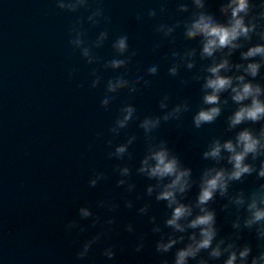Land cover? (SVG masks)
<instances>
[{
	"label": "clouds",
	"instance_id": "clouds-1",
	"mask_svg": "<svg viewBox=\"0 0 264 264\" xmlns=\"http://www.w3.org/2000/svg\"><path fill=\"white\" fill-rule=\"evenodd\" d=\"M192 3L198 11H193L190 17L177 21L173 25L160 24L156 31L162 33L164 37H172L171 43H175L173 34L182 26L185 39L200 38V60H212L210 64H201L199 71L193 76V79L197 81L203 80L201 85L202 104L206 106L201 107L194 114V126L201 128L205 124L214 123L221 116L224 105H227L230 100L237 107L227 117L226 133L232 132L242 124H259L260 127L257 130V128L246 126L236 131L233 137L226 139L215 137L209 142L203 152V159L214 161L215 164L203 169L198 181L199 191L195 201L191 202L186 197L194 184L197 183L193 178L192 168L185 165L180 156L169 147L166 139H158L152 135L162 122L173 119L179 120L182 113L191 109V105L187 101L178 103L170 110L163 111L162 115H148L140 120L139 127L144 130L147 147L135 171L138 175L155 181L147 185L146 194L149 197L154 195L156 201L166 202V207L170 210L163 227L157 225L152 228L153 233H162L161 238L156 243L157 252L167 253L177 244H184V246L176 249L173 264H189L190 259L196 260L197 264H209V260L220 258L225 252H228L229 255L224 264H237L238 258L239 264H248L250 256L252 257L251 264H259L261 260H264V207L260 206L264 204V183H260L258 189L251 193V202L247 205L249 215L244 220V226L250 230L254 226H258L255 229L256 238L259 241L257 247L261 249L258 255H252L253 246L251 243H246L238 251L235 242L222 248L223 239L213 246L218 232L216 227L217 216L215 210L209 208L208 205L215 201L217 194L220 197L228 195L230 182L242 181L246 174L251 175L256 171L254 163L246 162L249 156H251L252 161L264 157V84L254 82L260 74L262 63H264V24H261L264 22V5L259 6L262 8L261 11L255 12L254 9L258 5L253 3V0H228L227 3H222L220 7V12L227 17V21L222 23L212 13L205 10L204 0H192ZM88 6L89 0H57V7L71 12ZM161 11H164L163 7H161ZM178 11L189 12V5L183 2L179 3ZM148 15L155 17L157 12L152 9ZM101 17L110 22L108 17H104L103 9L98 7L88 16V21L93 25H98ZM137 19L139 20L141 17L138 15ZM258 25H260L259 28ZM72 32L75 35L70 43L80 50L81 55L89 64L97 62L100 58L93 52V48L102 47L109 38V33L101 31L96 40L90 43L84 38L86 31L74 26ZM254 36L259 42L240 53L242 60H249L250 62L246 66L242 63L233 65L229 57L235 50L244 47V43L251 42ZM112 48L115 50V56L108 60L104 67L113 70L122 68L127 70L129 63L136 55L135 51H129V37L120 35L112 43ZM225 49L228 52L217 60L216 54L218 52L223 53ZM171 55L175 62L168 71L173 76L179 74L181 67L191 70L197 65V49L194 47L186 49L183 54L173 51ZM255 57H260V60L252 59ZM233 67L237 73L243 69V74H228L232 72ZM158 69V65L148 67L147 75L157 76ZM92 75L95 76L92 81V87L95 88L100 84L102 77L97 75L95 69ZM246 75L253 79L246 80ZM141 84L148 86L150 81L146 80L144 76H137L135 80L130 81L125 78V75H117L107 81L106 92L119 93L121 89H128L130 94L136 93L138 91L137 85ZM224 93H228V96H223ZM116 98L115 95H105L101 102L102 106L107 108ZM160 108L162 110L169 109V96L167 94L160 100ZM136 113L137 109L134 104L123 105L120 108L119 116L110 129L111 132L119 135L121 129L127 128L130 121L138 118ZM135 140V135L129 136L126 142L116 145L114 151L109 152V158L123 160L126 154L131 157L129 147ZM111 143L110 140L109 144ZM224 152L228 154L227 157L222 155ZM224 159L232 166L231 170L226 167L215 166ZM116 170L120 176L117 185H127V191H133L136 185L131 182L132 168L128 164H117ZM261 177H264V159H260V171L257 178ZM104 179H107L104 172H96L89 183L91 186H96L99 181ZM139 198L138 196L137 199ZM234 203L238 206L243 205L245 203L243 194L235 197ZM98 206L115 210L119 204L111 200H101L98 202ZM126 206L131 208L133 201L128 200ZM148 210L149 204H145L139 209V212L146 214ZM78 212L81 219L92 217L94 226L96 224L112 225L114 223V218L102 221L101 217L95 214L90 206H81ZM151 221L155 225L156 217L152 216ZM67 227L69 229L79 227V223L76 220H70ZM164 227L171 229V231L164 232ZM233 227L239 228V222L237 221ZM197 229L198 233L196 231L189 233V230ZM80 230L81 232L84 231L83 228ZM108 230L110 229L98 232L83 241L82 249L77 253V257H86L92 246L100 241ZM127 230L131 232L134 231V228L129 224ZM165 236L168 237L167 242L164 241ZM143 240L144 237L141 236V242L136 245L137 252L144 247ZM80 242V240L77 241V243ZM202 252H207L208 259L201 256ZM103 254L109 260L114 259L116 256L114 246L106 247ZM149 264H155V261H149ZM164 264H168L167 260Z\"/></svg>",
	"mask_w": 264,
	"mask_h": 264
},
{
	"label": "water",
	"instance_id": "water-1",
	"mask_svg": "<svg viewBox=\"0 0 264 264\" xmlns=\"http://www.w3.org/2000/svg\"><path fill=\"white\" fill-rule=\"evenodd\" d=\"M181 2L189 5V12L178 11V4ZM227 2L228 0H204L205 10L212 13L218 21L225 23L227 17L220 12V7L222 3ZM253 3L258 5L254 9L255 12L262 10L259 6L264 5V0H253ZM161 7L164 8V11H161ZM152 9H155L157 12L155 17L148 15ZM193 11L198 10L195 8L192 0H125V35L129 37V51L136 52L127 70H125V78L132 81L137 76H144L146 80L150 81L148 86H144L143 84L137 85L138 91L136 93L130 94L128 89H125L126 104L131 103L135 105L137 109L136 116L138 117L130 121L126 128V141L129 136H136V140L129 147L131 157L126 154L127 164L132 168L131 182L136 185L133 191H127L128 200L133 201V206L128 208V225L131 224L134 228V231H128L130 264H149V261H155V264H164L165 260H167L168 264H173L176 249L184 246V244H177L167 253H160L156 250V243L161 238L162 233H153L152 228L157 225L163 227L167 215L170 214V210L167 209L166 202L156 201L154 195L149 197L146 194L147 185L155 181L138 175L135 171L147 147L144 130L139 127L140 120L148 115H162L163 111H168L176 104L184 101H187L191 105V109L182 113L179 120L173 119L162 122L161 126L152 133L158 139H166L169 147L180 156L185 165L192 168L193 178L197 183L194 184L186 197L191 202L195 201L199 191L198 181L203 169L215 164L214 161L203 159V152L206 150L209 142L215 137H223L225 139L233 137L236 131L246 126L257 128V130L260 127L259 124H242L232 132L226 133L227 117L237 107L230 100L227 105H224L221 116L214 123L205 124L201 128L194 126V114L201 107L206 106L202 104L203 92L201 85L203 80L197 81L193 79V76L199 71L201 64H210L212 60H200V38L197 37L194 40L185 39L182 26L173 34L175 43H171L172 37H164L162 33L156 31V28L160 24L173 25L177 21L190 17ZM138 15L141 17L139 20L137 19ZM261 24H264V22H261ZM259 27L260 25H258ZM257 42L259 41L254 36L251 42H246L244 43V47L235 50L229 57L232 64L242 63L246 66L250 61L242 60L240 53L246 51L249 46ZM193 47L197 49L196 67L191 70L181 67L178 75H171L168 70L175 62L172 59L171 53L176 51L183 54L186 49ZM227 52V49L223 53L218 52L216 54L217 60L222 58ZM252 59L259 61L260 57ZM152 65L159 66L158 75L155 77L147 75V69ZM228 74H243V69H240L237 73V70L233 67L232 72ZM252 79L251 76L246 75V80ZM254 82L264 84V63H262L260 74L255 78ZM165 94L169 96V109L162 110L160 108V100L163 99ZM223 96H228V93H224ZM222 155L227 157L228 154L224 152ZM260 159H264V157ZM260 159L252 161L251 156H249L246 162L254 163L256 171L251 175L246 174L242 181L230 182L228 195L220 197L217 194L215 201L209 203L208 207L214 209L217 216L216 227L218 232L213 246L223 239L224 244L221 245L222 248L227 247L229 243L235 242L236 250L238 251L246 243H251L253 246L252 255L259 254L261 249L257 247L259 241L256 238L255 232L258 226H254L250 230L244 226V220L249 215L247 205L251 202V193L258 189L260 183H264V177L257 178L260 171ZM215 166L226 167L228 170H231L232 167L227 163L226 159L220 161ZM240 194H243L245 203L238 206L234 203V199ZM138 196L140 197L139 199H137ZM145 204H149L148 212L146 214L140 213L139 209ZM225 205H227V208H225ZM260 206L264 207V204ZM152 216L156 217L155 225L151 221ZM237 221L240 225L239 228L233 227ZM163 231L170 232L171 229L164 227ZM191 231L198 233V229L189 230V233ZM141 236L144 237V247L137 252L136 245L141 242ZM167 238V236L164 237L165 242H167ZM228 255L229 253L225 252L220 258L209 260V264H224ZM201 256L208 259L207 252H202ZM251 258V256L248 258V264H251ZM189 264H197V261L190 259ZM237 264H239V258ZM259 264H264V260H261Z\"/></svg>",
	"mask_w": 264,
	"mask_h": 264
}]
</instances>
